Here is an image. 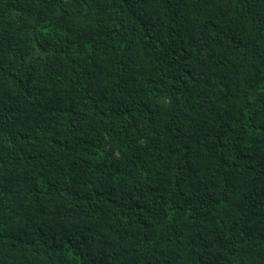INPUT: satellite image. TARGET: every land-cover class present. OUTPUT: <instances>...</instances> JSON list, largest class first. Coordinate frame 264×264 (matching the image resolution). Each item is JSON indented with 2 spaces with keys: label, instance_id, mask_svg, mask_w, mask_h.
I'll return each instance as SVG.
<instances>
[{
  "label": "trees",
  "instance_id": "trees-1",
  "mask_svg": "<svg viewBox=\"0 0 264 264\" xmlns=\"http://www.w3.org/2000/svg\"><path fill=\"white\" fill-rule=\"evenodd\" d=\"M0 264H264V0H0Z\"/></svg>",
  "mask_w": 264,
  "mask_h": 264
}]
</instances>
